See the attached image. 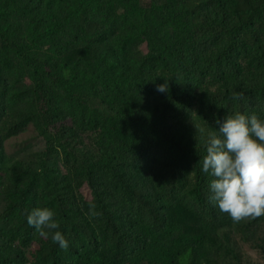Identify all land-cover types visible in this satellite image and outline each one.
I'll return each mask as SVG.
<instances>
[{"label": "trees", "instance_id": "obj_1", "mask_svg": "<svg viewBox=\"0 0 264 264\" xmlns=\"http://www.w3.org/2000/svg\"><path fill=\"white\" fill-rule=\"evenodd\" d=\"M237 111L264 119V0H0V264H264L202 170Z\"/></svg>", "mask_w": 264, "mask_h": 264}, {"label": "clouds", "instance_id": "obj_2", "mask_svg": "<svg viewBox=\"0 0 264 264\" xmlns=\"http://www.w3.org/2000/svg\"><path fill=\"white\" fill-rule=\"evenodd\" d=\"M164 93L168 85H157ZM242 99L243 93H233ZM217 131L206 141L202 170L210 174V200L221 213L234 223L255 220L264 215V119L239 111L216 120ZM89 215L98 217L95 204ZM55 212L48 207H37L27 214V223L41 238L51 236L54 243L67 250L68 241L58 231L60 224Z\"/></svg>", "mask_w": 264, "mask_h": 264}, {"label": "rangeland", "instance_id": "obj_3", "mask_svg": "<svg viewBox=\"0 0 264 264\" xmlns=\"http://www.w3.org/2000/svg\"><path fill=\"white\" fill-rule=\"evenodd\" d=\"M32 137V136H31ZM38 141L37 142H39L40 141V139H37ZM33 142H36V140H35V138H34V140H32ZM2 211V207H0V212ZM2 226H4V221L0 218V228L2 227ZM34 248H36V245L34 244Z\"/></svg>", "mask_w": 264, "mask_h": 264}]
</instances>
